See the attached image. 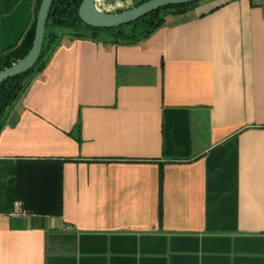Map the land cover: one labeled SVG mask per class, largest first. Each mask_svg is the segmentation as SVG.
<instances>
[{"label": "crops", "instance_id": "obj_1", "mask_svg": "<svg viewBox=\"0 0 264 264\" xmlns=\"http://www.w3.org/2000/svg\"><path fill=\"white\" fill-rule=\"evenodd\" d=\"M37 1L0 0V52ZM220 2L134 45L63 37L0 128V264H264V0ZM44 157L75 159L61 216L15 199Z\"/></svg>", "mask_w": 264, "mask_h": 264}, {"label": "trees", "instance_id": "obj_2", "mask_svg": "<svg viewBox=\"0 0 264 264\" xmlns=\"http://www.w3.org/2000/svg\"><path fill=\"white\" fill-rule=\"evenodd\" d=\"M82 1L53 0L38 61L27 72L0 82V128L13 103L23 95L32 80L43 72L65 35H68L70 40L88 39L105 45L138 44L164 26L169 16L184 14L197 6L201 0L166 5L130 23L110 28L95 27L85 23L79 15ZM144 1L147 0H140L134 6ZM41 2L42 0L37 1L35 19L20 40L0 52V71L12 66L30 51L35 38ZM225 3L216 2L207 11L201 12L200 17L217 10ZM75 137L79 142L81 141L80 123L77 125ZM72 160L75 159L54 157L18 159L15 199L21 201L28 212L43 216H61L64 209L63 167L65 162ZM163 180L164 173L161 168L159 175L160 222L163 218Z\"/></svg>", "mask_w": 264, "mask_h": 264}, {"label": "water", "instance_id": "obj_3", "mask_svg": "<svg viewBox=\"0 0 264 264\" xmlns=\"http://www.w3.org/2000/svg\"><path fill=\"white\" fill-rule=\"evenodd\" d=\"M192 1L196 0H147L118 12H110L102 9L98 0H83L79 8V15L85 23L91 26L110 28L130 23L166 5ZM52 2L53 0H42L37 15L35 38L30 51L12 66L0 71V82L27 72L38 61L44 44L46 23Z\"/></svg>", "mask_w": 264, "mask_h": 264}, {"label": "built area", "instance_id": "obj_4", "mask_svg": "<svg viewBox=\"0 0 264 264\" xmlns=\"http://www.w3.org/2000/svg\"><path fill=\"white\" fill-rule=\"evenodd\" d=\"M98 3L100 5V7L106 11H110V7L106 6L104 3V0H98ZM17 205H19V203L17 202ZM24 212V210H22Z\"/></svg>", "mask_w": 264, "mask_h": 264}, {"label": "rangeland", "instance_id": "obj_5", "mask_svg": "<svg viewBox=\"0 0 264 264\" xmlns=\"http://www.w3.org/2000/svg\"><path fill=\"white\" fill-rule=\"evenodd\" d=\"M139 1H140V0H137L136 3L139 2ZM210 1L216 3V1H217V2L219 1V2H220L221 0H208L207 3H203L204 0H201V1L198 3V5H200V4H203V5H204V4H209L208 2H210ZM198 5H197V6H198ZM200 8H207V5L201 6Z\"/></svg>", "mask_w": 264, "mask_h": 264}]
</instances>
